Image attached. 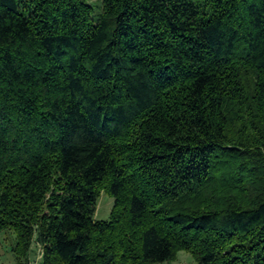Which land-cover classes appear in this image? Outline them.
I'll use <instances>...</instances> for the list:
<instances>
[{
  "label": "trees",
  "instance_id": "16d2710c",
  "mask_svg": "<svg viewBox=\"0 0 264 264\" xmlns=\"http://www.w3.org/2000/svg\"><path fill=\"white\" fill-rule=\"evenodd\" d=\"M5 231L16 264H264V0H0Z\"/></svg>",
  "mask_w": 264,
  "mask_h": 264
},
{
  "label": "rangeland",
  "instance_id": "374dc122",
  "mask_svg": "<svg viewBox=\"0 0 264 264\" xmlns=\"http://www.w3.org/2000/svg\"><path fill=\"white\" fill-rule=\"evenodd\" d=\"M112 205L113 199L103 191L100 192L96 199L93 220L108 221ZM14 241V235L10 231L0 233V264H16L13 255L10 252L11 247L14 245ZM40 254V248L35 244L32 245L29 254V264H39ZM164 264H195V262L188 254L179 252L175 254L173 259Z\"/></svg>",
  "mask_w": 264,
  "mask_h": 264
}]
</instances>
